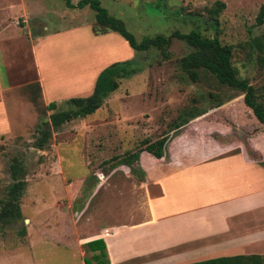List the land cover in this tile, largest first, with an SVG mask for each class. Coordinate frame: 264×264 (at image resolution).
Segmentation results:
<instances>
[{"label":"rangeland","instance_id":"rangeland-1","mask_svg":"<svg viewBox=\"0 0 264 264\" xmlns=\"http://www.w3.org/2000/svg\"><path fill=\"white\" fill-rule=\"evenodd\" d=\"M218 1L226 6L212 17L210 9ZM101 2L138 40L175 30L218 35L234 47L239 75L257 87L264 84V24L257 23L264 0ZM95 24L96 11L89 6L69 8L64 0H0V208L13 182V162L23 164L27 180L22 218L0 229V264H85L94 254L86 243L115 221V197L121 196L118 202L125 210L123 200L131 194L130 187H116L131 180L125 170L108 169L106 161L147 137L174 129L189 112L243 101L239 91L220 84L210 73L201 72L196 82L188 77L180 66V59L192 50L185 41L174 38L172 56L164 59L158 49L137 52L118 33L96 34ZM55 29L65 31L54 33ZM42 34L47 35L40 42ZM34 53L40 57L47 89L51 79H57L54 68L59 65L61 70L65 64L64 71L72 77L63 89L50 91L61 95L45 97L46 102L58 103L56 110L66 107V99L91 95L99 74L113 63L134 60L133 67L141 65L142 70L121 79L96 112L52 127L48 144L39 149L38 125L50 120L54 111L42 97ZM61 54L65 63L58 62ZM76 67H84L85 74L81 69L73 72ZM83 78L92 87L75 94L72 80ZM107 204L114 206L110 212Z\"/></svg>","mask_w":264,"mask_h":264},{"label":"crops","instance_id":"crops-1","mask_svg":"<svg viewBox=\"0 0 264 264\" xmlns=\"http://www.w3.org/2000/svg\"><path fill=\"white\" fill-rule=\"evenodd\" d=\"M42 35L40 42L47 34ZM34 57L42 97L49 104L46 95H61L50 91L68 82L57 76L60 81L51 79L47 89L38 53ZM83 79L72 80L75 94L92 87ZM223 107L232 113L235 126L192 120L174 133L163 158L141 154L144 177L134 175L126 164L113 168L131 178L116 185L131 188L123 200L126 209L116 196L120 208L115 207V221L89 239L106 241L110 264H184L218 256L264 255V125L244 103ZM109 205L110 212L114 206Z\"/></svg>","mask_w":264,"mask_h":264},{"label":"trees","instance_id":"trees-1","mask_svg":"<svg viewBox=\"0 0 264 264\" xmlns=\"http://www.w3.org/2000/svg\"><path fill=\"white\" fill-rule=\"evenodd\" d=\"M64 1L69 8L83 9L89 6L95 10L96 24L93 27L94 32L98 35L116 32L137 52L158 49L164 59H170L172 56L170 48L173 39L177 38L185 41L192 50L180 59V66L188 77L196 82L200 80L201 72L210 73L220 84L239 91L243 98L241 103L251 108L259 122L264 125V84L257 87L249 79L239 75L233 64L234 47L230 44H224L218 35L211 37L197 29L190 32L175 30L171 34L159 33L154 36H144L141 40H138L127 29L123 20L112 15L103 6L101 0H79L77 3L72 0ZM225 6L224 2L218 1L216 7L210 9L212 17L217 16ZM257 23L259 25L264 24V5L258 15ZM260 42L261 39L258 43ZM133 62L134 60L116 62L102 70L97 78L94 92L86 97H71L64 100L66 107L63 109L56 110L58 103L55 101L49 103L48 109L54 112L51 113L50 120L42 121L38 125L40 135L36 140V146L39 149L46 147L52 136V127L58 129L67 122L86 117L101 108L105 99L120 87L121 79L142 70L141 65L133 67ZM232 99L230 98L228 101ZM226 103L228 102H220L197 112H189L187 119L184 122H178L174 129L164 130L155 137L143 139L134 148L107 160L105 165L108 166V169H113L120 164H126L133 172L138 171L140 177H144L145 172L140 162L141 154L147 151L157 158H163L174 133L192 120L202 118L206 121H219L235 126L232 113L228 108L223 107ZM11 168L13 182L7 186V194L0 208L1 230H5L6 227L23 216L21 197L27 184L26 169L20 161L13 162ZM86 244L94 254L90 258H85V264H110L107 243L103 238L90 240ZM184 264H264V255L218 256Z\"/></svg>","mask_w":264,"mask_h":264},{"label":"bare ground","instance_id":"bare-ground-1","mask_svg":"<svg viewBox=\"0 0 264 264\" xmlns=\"http://www.w3.org/2000/svg\"><path fill=\"white\" fill-rule=\"evenodd\" d=\"M62 51H63V50H62ZM67 51H68V50H67ZM63 52H64V51H63ZM76 53H77V52H76ZM89 53H90V52H89ZM69 54H70V53H69ZM78 54H79V53H78ZM79 55H80V54H79ZM60 56H61L60 59H61L62 57H65V55L63 56V54H61ZM90 56H91V55H90ZM90 56H89V57H90ZM58 57H59V56H58ZM76 57H77V56H76ZM65 58H66V57H65ZM84 58H85V57H84ZM84 58H83V59H84ZM92 58H93V56H92ZM102 58H103V57H102ZM88 59H89V58H88ZM56 60H59V58L56 59ZM81 60H82V57H81ZM90 60H91V59H90ZM62 61H64V60L61 59V60H59L58 62H62ZM87 62H88V61H87ZM64 63H65V61H64ZM73 64H74V63H73ZM87 64H88V63H87ZM57 65H59V64L57 63ZM81 65H82V64H81ZM61 66L64 67L65 64H64V65H61ZM74 66H75V64H74ZM77 66H78V65H77ZM63 67H61V70H59V69H60V65H59L58 68H54V72L58 73L57 76H58L59 79L66 80V81L68 82V79H70V78H72V77L68 76V73H69V72H65L66 70L64 71ZM67 67H68V66H67ZM72 67H73V66H72ZM80 67H81V66H80ZM80 67H79V69H81ZM73 68H74V67H73ZM73 68H72V69H73ZM76 68L78 69V67H76ZM76 68H75V69H76ZM83 68H84V67H83ZM83 68H82V69H83ZM65 69H66V68H65ZM67 69L70 70V69H71V66H70V68L68 67ZM77 69H76V70L73 69V72H74V71H79V69H78V70H77ZM82 69H81V72L83 73ZM97 69H98V68H97ZM52 70H53V69H52ZM62 70L65 72V74H64V72H63ZM71 71H72V70H71ZM71 71H70V72H71ZM73 72H72V73H73ZM81 72H80V73H81ZM94 72H95V71H94ZM66 73H67V74H66ZM72 73H71V74H72ZM82 73H81V75H83ZM87 73H88V72H87ZM75 74H76V73H75ZM84 74H85V73H84ZM69 75H70V74H69ZM72 75H73V74H72ZM81 75H80V76H81ZM76 76H77V77H80V76H78V75H76ZM88 76H89V74H88ZM65 77H68V78H65ZM82 77H83V76H82ZM54 78H55V77H54ZM76 79H77V78H76ZM85 79H86V78H85ZM83 80H84V79H83ZM86 80H89V79H86ZM58 81H60V80H58ZM54 82H55V80H54ZM91 82H92V81H91ZM57 83H58V82H57ZM69 83H70V82H69ZM64 84H65V83H64ZM88 84H89V82H88ZM57 86H58V85H57ZM66 92H67V91H66Z\"/></svg>","mask_w":264,"mask_h":264}]
</instances>
